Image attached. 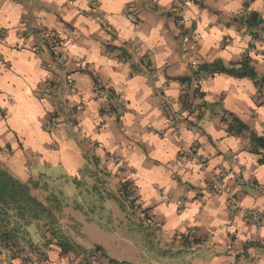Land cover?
<instances>
[{
	"label": "crops",
	"instance_id": "crops-1",
	"mask_svg": "<svg viewBox=\"0 0 264 264\" xmlns=\"http://www.w3.org/2000/svg\"><path fill=\"white\" fill-rule=\"evenodd\" d=\"M244 60L256 78L193 74ZM227 113L264 136V0H0V166L48 209L76 196L60 213L80 246L39 234L0 264H83L96 213L127 216L124 182L161 222L142 264H264V164ZM101 248L92 264H133Z\"/></svg>",
	"mask_w": 264,
	"mask_h": 264
},
{
	"label": "rangeland",
	"instance_id": "rangeland-1",
	"mask_svg": "<svg viewBox=\"0 0 264 264\" xmlns=\"http://www.w3.org/2000/svg\"><path fill=\"white\" fill-rule=\"evenodd\" d=\"M93 186L94 184L86 182L85 190L91 195V197L84 200L86 209L92 206L96 200L91 194V189H94ZM131 193L132 189L130 186L126 182L122 183L120 186V194L122 201L128 208L126 217H120L114 214L108 216L102 212L96 213L97 230H95V235L110 257L115 259H129V262L133 264H142L143 251L145 252L151 248L157 249L158 246H161L160 240L157 239L158 233L161 230V222L156 221L152 215L148 216L146 214V216L142 211L135 209L133 204L136 202V199ZM69 198V200L64 201V198L57 197L56 201L53 202L51 208H49L51 216H53V220L51 219L52 223H49L47 218L33 220L28 223L24 220L17 219L15 216L16 213L10 211L8 214L9 224L6 219L1 221V229L5 226L10 231V239H4L0 235V253L9 254L10 256L15 255L19 251H21L20 253H36L37 248H43V245H37V243L34 245L32 242L37 241L39 234L48 240L52 238V231L56 232V238L64 235L63 225L65 222L61 224V217L63 216H61L60 211H62L63 203L73 205L76 203L75 198L77 197L72 196ZM27 225H32V228L30 230L27 229ZM101 245L95 247L101 250ZM96 253L98 252L94 253V257L98 256ZM99 253L100 257H103V253Z\"/></svg>",
	"mask_w": 264,
	"mask_h": 264
},
{
	"label": "trees",
	"instance_id": "trees-1",
	"mask_svg": "<svg viewBox=\"0 0 264 264\" xmlns=\"http://www.w3.org/2000/svg\"><path fill=\"white\" fill-rule=\"evenodd\" d=\"M197 70L193 74H199L201 72L214 74V73H226L235 77H250L256 78L254 69L247 63V61H242L238 68L228 67L223 65L220 61H214L212 63H203L199 65ZM181 80H186V78H181ZM231 119L234 126H230V132L242 133L247 132L250 136L252 143V150L255 154L259 155L258 162L264 164V136H260L252 131L248 125L242 122L239 118L231 113H227ZM10 211L16 213V218L30 222L33 220H39L47 218L49 223H52L53 216H51L50 210L39 201L34 195L31 194V188L29 182H22L13 176H11L4 168L0 166V229L2 228L3 220H7L9 224L8 214ZM6 223V224H7ZM27 223V224H28ZM55 231H52V238L55 237ZM0 235L4 239H10V231L4 226L0 230ZM56 245L62 250V252H67L71 250H77V246L70 244L68 239L64 235L57 237ZM93 250H84L83 264H92L90 258L95 252H101L100 248L94 247ZM110 263H114V260L110 259ZM119 264H124L121 262Z\"/></svg>",
	"mask_w": 264,
	"mask_h": 264
},
{
	"label": "built area",
	"instance_id": "built-area-1",
	"mask_svg": "<svg viewBox=\"0 0 264 264\" xmlns=\"http://www.w3.org/2000/svg\"><path fill=\"white\" fill-rule=\"evenodd\" d=\"M93 5L94 6H92V7H95L96 6V2H93ZM102 28L104 29V31L106 33L113 34V32H114V30L111 29L110 26H108L107 24L106 25H103ZM60 42H61L60 36L58 35L57 32H51L49 34V36H48V45H49V47H50L51 50H53V51L57 50L60 47ZM147 57L150 58L151 57V54H149ZM68 82L71 83L72 80L69 79ZM48 84H49V80H45L44 82H42L41 88L44 89V88L48 87ZM164 102H165L164 105L167 107L168 104H169V102L167 100H165ZM168 113L170 114V118L173 119V120L181 117L180 112L179 111H176V110L175 111L174 110L173 111L170 110V111H168ZM201 163L204 164L205 162L204 161H201ZM216 186L218 187L217 183H214V185L212 186V188L216 189ZM247 216L250 217V218H253V219H256L257 218L256 212H248L247 213ZM185 234H187L188 237L189 236L191 237L192 231H185ZM94 259L97 260L98 257H94Z\"/></svg>",
	"mask_w": 264,
	"mask_h": 264
}]
</instances>
